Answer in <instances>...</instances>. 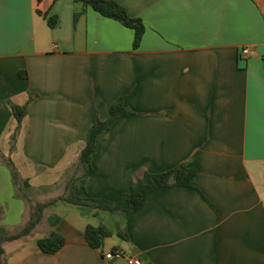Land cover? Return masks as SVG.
<instances>
[{
  "label": "crops",
  "instance_id": "1",
  "mask_svg": "<svg viewBox=\"0 0 264 264\" xmlns=\"http://www.w3.org/2000/svg\"><path fill=\"white\" fill-rule=\"evenodd\" d=\"M115 1L145 24L137 48L132 28L74 0H0V155L29 182L0 159V225L14 232L37 202L71 193L115 201L182 164L193 186L153 190L120 229L100 223L128 235L101 248L92 223L54 203L4 243V264H264V0ZM120 101L130 112L85 167L89 129ZM12 103L28 106L20 125ZM37 171L70 175L40 198L27 193L49 183L34 185ZM53 231L66 243L45 253L37 241Z\"/></svg>",
  "mask_w": 264,
  "mask_h": 264
},
{
  "label": "trees",
  "instance_id": "2",
  "mask_svg": "<svg viewBox=\"0 0 264 264\" xmlns=\"http://www.w3.org/2000/svg\"><path fill=\"white\" fill-rule=\"evenodd\" d=\"M77 3H81L85 9L87 6H91L94 10L102 15L116 19L123 25L130 27L135 32L134 47L137 48L141 42L143 34L145 32V24L140 18H135L129 15L127 10L115 0H74ZM83 9V10H84ZM82 11L75 14L77 20ZM51 26L56 24V19H49ZM12 113L18 120L19 125L23 122L28 113V106L12 103ZM130 111L122 101L117 102L111 106L110 116L107 120L102 121L96 119L92 127L89 129L81 153V163L86 167L91 160V157L95 151L96 145L101 136L109 131L113 123L120 117L125 116ZM0 159L6 162L11 169L12 180L15 184L24 183L29 185L28 179H22L15 167L11 158L1 156ZM195 168L187 167L182 164L177 169H170L162 172L158 175L155 183L146 184L141 179H138L126 192L122 193L119 199L115 201L95 198H80L72 193L69 195H62L55 199H51L46 202H37L33 207V212L29 221L21 228L14 232H9L5 227L0 225V264H4L3 254H5L4 243L7 241H13L31 234L36 226L41 222L44 217V211L47 207L54 204L58 200L67 201L77 205H87L93 208L107 210L112 212H120L125 215H130L133 211L137 210L144 202L147 195L155 189L165 186H193L192 179L195 175ZM115 234V231L105 224L87 225L85 229V237L89 245L94 248H101L106 238ZM117 234L125 239L128 238L127 233L123 231L117 232ZM40 249L49 254L56 253L66 243V237L59 231H53L50 235L41 237L37 241ZM116 251V250H115Z\"/></svg>",
  "mask_w": 264,
  "mask_h": 264
},
{
  "label": "rangeland",
  "instance_id": "3",
  "mask_svg": "<svg viewBox=\"0 0 264 264\" xmlns=\"http://www.w3.org/2000/svg\"><path fill=\"white\" fill-rule=\"evenodd\" d=\"M67 175L69 176L70 174L68 172L64 173V171H59L54 173L51 172H35L33 176V184L34 185H39L40 183H44L45 181L49 183H45L46 185L44 187L36 188L35 190H30L27 193L31 195H36L37 197H42V198H49L52 196H55L56 194H59L62 189L58 187V184L56 183H61L63 181V178H66ZM63 200H58L57 202L59 203L58 205L64 206L66 212H78L79 214H82L85 219L92 223V224H100V223H106L113 229H117L121 227V223L123 219H125V214L120 213V212H112V211H107V210H101L98 209L97 213L93 211V209L87 207V206H81L77 204H71V203H64L61 202ZM55 202V203H57ZM53 205V204H52ZM51 206V205H50ZM67 208V209H66ZM114 239H117V241H122V239L115 234L112 236ZM111 241V240H110ZM111 243V242H110Z\"/></svg>",
  "mask_w": 264,
  "mask_h": 264
},
{
  "label": "built area",
  "instance_id": "4",
  "mask_svg": "<svg viewBox=\"0 0 264 264\" xmlns=\"http://www.w3.org/2000/svg\"><path fill=\"white\" fill-rule=\"evenodd\" d=\"M243 55H249V53H251V49L249 46H244L242 48V52H241ZM124 254L122 251L120 250H116V251H113V252H110V253H107L106 254V257L107 258H113L114 256H117V257H122ZM129 259H131V261L133 262V264H143L142 261L138 258H135L133 256H129Z\"/></svg>",
  "mask_w": 264,
  "mask_h": 264
}]
</instances>
